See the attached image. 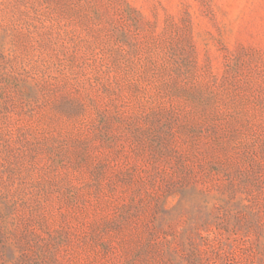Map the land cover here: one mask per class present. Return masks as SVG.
I'll use <instances>...</instances> for the list:
<instances>
[{
    "label": "rangeland",
    "instance_id": "1",
    "mask_svg": "<svg viewBox=\"0 0 264 264\" xmlns=\"http://www.w3.org/2000/svg\"><path fill=\"white\" fill-rule=\"evenodd\" d=\"M0 264H264V0H0Z\"/></svg>",
    "mask_w": 264,
    "mask_h": 264
}]
</instances>
